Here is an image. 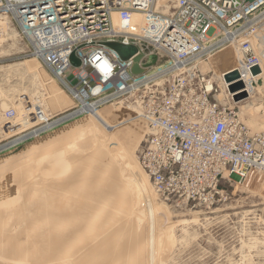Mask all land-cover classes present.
Masks as SVG:
<instances>
[{"label":"rangeland","instance_id":"rangeland-1","mask_svg":"<svg viewBox=\"0 0 264 264\" xmlns=\"http://www.w3.org/2000/svg\"><path fill=\"white\" fill-rule=\"evenodd\" d=\"M260 19L251 43L261 73L247 97L232 103L253 132H264V11ZM1 39L0 264H264V173L251 169L242 180L221 179L210 205L159 199L147 182L140 186L129 175L145 179L137 155L146 121L135 119L138 132L131 149L121 150L122 160L115 132L87 112L74 114L79 102L67 87L86 103L98 102L97 110L113 109L112 123L135 116L131 99L101 105L78 81L82 69L66 71L64 87L40 61L39 68L26 63L35 57L15 27ZM218 53L209 59L212 71ZM157 61L149 56L144 64L153 70ZM211 79L223 100L227 89ZM57 91L53 105L49 96ZM10 110L17 116H8L6 129L3 115ZM48 122L53 127H44Z\"/></svg>","mask_w":264,"mask_h":264},{"label":"built area","instance_id":"built-area-1","mask_svg":"<svg viewBox=\"0 0 264 264\" xmlns=\"http://www.w3.org/2000/svg\"><path fill=\"white\" fill-rule=\"evenodd\" d=\"M263 11L264 0H0V38L15 27L27 55L62 82L66 71L82 69L78 81L101 105L130 98L136 119L146 121L137 159L157 197L176 205H210L221 179L242 180L251 169L264 173V132L249 129L233 108V94L227 92L224 102L216 98L213 71L203 68L235 44L242 53L239 77L241 67L260 69L251 37ZM112 13L121 19L118 29ZM135 13L144 23L133 33ZM114 41L134 44L142 72H132L134 56L121 59L103 45ZM149 56L165 62L149 70ZM4 116L7 129L8 116L17 115L10 110ZM29 117L38 121L33 113Z\"/></svg>","mask_w":264,"mask_h":264},{"label":"bare ground","instance_id":"bare-ground-1","mask_svg":"<svg viewBox=\"0 0 264 264\" xmlns=\"http://www.w3.org/2000/svg\"><path fill=\"white\" fill-rule=\"evenodd\" d=\"M112 25L114 26L115 29H118L119 27V24H120V18L118 16L117 13H112ZM144 23V16L140 13H135V14H132L131 15V19H130V27H129V31L133 32V33H136L137 31H139L140 29V24H143ZM260 27V26H259ZM7 34V33H6ZM0 40H2L0 38ZM252 42V41H251ZM252 44V43H251ZM134 46V44H132ZM233 46L231 47V44L230 45H227V46H224L222 49H220L219 53L216 54L218 56H215L213 61H214V66H215V71H213V76L212 78L214 79H217V81H219L223 87V90L225 91V89H227L226 87V83L224 81V77H223V74L226 73V72H229L230 70L231 71H236V67H238V64L241 62V59H242V53L240 52V50L238 49V47L235 45V44H232ZM236 47V48H235ZM238 49V50H236ZM235 50V52H234ZM114 51V50H113ZM141 55V53L138 52V49H137V53L130 56L128 59H130L131 57H135V55ZM22 57V56H21ZM142 57V55H141ZM134 59V58H133ZM132 59V61H133ZM141 59V58H140ZM3 61V60H2ZM38 60L35 58L33 60H31L30 62H26L27 64L31 63L33 66H35L34 68H39V62H37ZM142 61V60H141ZM134 62V61H133ZM139 63H140V60H139ZM212 61L207 65H204L203 68L204 70H213V65H212ZM30 65V64H29ZM219 66V67H218ZM29 69H31V67L29 66ZM239 69V68H238ZM240 74L242 76V78L239 77V79L243 82L244 84V94H245V97L247 95V93H249L251 91V81L257 77L260 76V72H258L257 74H253L252 70L248 71L246 70L245 67H241L240 68ZM261 70V68H260ZM156 71V70H154ZM239 75V73H238ZM240 76V75H239ZM58 79V78H57ZM60 81V79H58ZM237 81V80H236ZM45 82V80H44ZM50 80H47V82L43 83L44 85L45 84H49ZM61 82V81H60ZM212 82V81H211ZM42 84V85H43ZM61 84L65 87L66 85L61 82ZM47 86V85H46ZM67 87V86H66ZM69 92L72 93V97H74L76 99L77 102H79V108L77 110L76 113L74 114H81V113H89L90 116L96 120L104 129H106L107 131H114V136L112 137L118 144L119 146H117L118 149H116V152L119 154V156H121L122 160L126 159L127 158H124L123 156H125V153H123L125 151V149L130 150L131 149V146L133 145V141L135 140V136H136V133L138 132V122L136 123V116H133L132 117H129L127 119H120L118 122H110V120L113 118V117H116L115 115L116 112L113 110V109H110V108H104L103 110H97L96 109V105L98 104L97 103H86L83 98L81 96L78 95L77 91L76 90H71L69 87H67ZM258 89V88H257ZM79 91V90H78ZM226 92V91H225ZM227 92L229 93L228 89H227ZM227 92H226V95H224V99L223 100H220L222 102L225 101L226 99V96H227ZM56 94H59L58 91L53 93L49 96L50 98V102L53 104V105H57L59 104V98L56 96ZM83 94L85 95V93L83 92ZM220 94V92L216 95V98L217 96ZM231 94V93H230ZM245 99V98H244ZM232 101H233V97H232ZM240 102V101H238ZM236 101H233V103H238ZM39 105V104H38ZM40 107H42L41 105H39ZM81 106V107H80ZM132 111H135L133 108H132ZM110 117V118H109ZM64 118V117H63ZM135 121V122H134ZM126 123H130L127 127V129H120L121 125H125L126 126ZM134 123V124H133ZM53 124H50V123H46V125L44 127H48V126H52ZM53 127V126H52ZM43 128V127H42ZM41 129V128H40ZM119 129V130H118ZM37 130V128H36ZM93 130H95L93 128ZM142 131V130H141ZM33 132V131H32ZM35 132V131H34ZM37 132V131H36ZM98 132V131H97ZM38 133V132H37ZM94 133V132H93ZM99 133V132H98ZM30 133H25L24 135H29ZM113 135V134H111ZM135 135V136H134ZM22 136V135H21ZM90 138V137H89ZM100 138V136H99ZM105 138V137H103ZM102 138V139H103ZM16 139V138H15ZM101 140V138H100ZM113 140V141H114ZM13 141V140H11ZM104 141V140H103ZM17 143V142H16ZM99 143V142H98ZM105 143V142H104ZM87 144L88 145H92L94 146V143L93 141L90 140H87ZM103 144V142H102ZM106 144V143H105ZM104 144V145H105ZM13 145V144H12ZM101 146V145H100ZM103 146V145H102ZM107 146V144H106ZM123 147V149H122ZM123 150V152L121 151ZM126 151L127 154H130V151L129 153ZM123 153V154H121ZM130 158V157H129ZM128 161V160H127ZM137 163H138V166L140 168V170L143 172V174L145 175V179H143L142 177L139 178L138 175H132V174H129L133 181H135L137 184H139L140 186L143 184V183H146L149 185V188L151 189V191L153 193L154 190L152 188V185L150 183V180L148 178V176L146 175V173L144 172V170L142 169V167L140 166L139 162H138V159H137ZM136 168H135V172H136ZM148 187V186H147ZM44 197V196H43ZM35 198V197H34ZM41 199H47L46 197L45 198H42ZM44 200V201H45ZM40 203V201L38 202ZM160 208V211L162 212L164 209L162 206L159 207ZM165 208V207H164ZM159 211V212H160ZM261 220V219H260ZM185 223V222H184Z\"/></svg>","mask_w":264,"mask_h":264},{"label":"water","instance_id":"water-1","mask_svg":"<svg viewBox=\"0 0 264 264\" xmlns=\"http://www.w3.org/2000/svg\"><path fill=\"white\" fill-rule=\"evenodd\" d=\"M104 46L114 50L121 59H128L130 56L134 55L137 53V48L133 45H125L121 42H104L103 43ZM141 58V55H135L133 61V67H132V72L133 73H140L142 72V69L139 67L138 62ZM71 62L73 63V65H77V59L75 57V54L72 53L70 56ZM259 68L258 67H254L252 69L253 74H257L259 72ZM237 80V81H236ZM224 81L225 83L228 84V91L229 93L233 94V101H241L243 100L245 97L244 94V84L243 82L239 79V75L237 71H231L227 74L224 75Z\"/></svg>","mask_w":264,"mask_h":264},{"label":"crops","instance_id":"crops-1","mask_svg":"<svg viewBox=\"0 0 264 264\" xmlns=\"http://www.w3.org/2000/svg\"><path fill=\"white\" fill-rule=\"evenodd\" d=\"M242 102V101H241ZM253 109V108H252ZM256 109H258V108H255V109H253V110H256Z\"/></svg>","mask_w":264,"mask_h":264}]
</instances>
